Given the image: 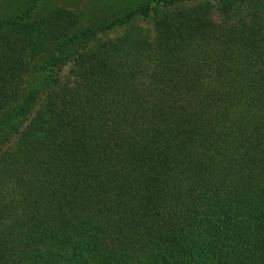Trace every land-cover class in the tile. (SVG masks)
<instances>
[{"label":"trees","instance_id":"trees-1","mask_svg":"<svg viewBox=\"0 0 264 264\" xmlns=\"http://www.w3.org/2000/svg\"><path fill=\"white\" fill-rule=\"evenodd\" d=\"M162 2L0 19V264H264V0Z\"/></svg>","mask_w":264,"mask_h":264},{"label":"rangeland","instance_id":"rangeland-1","mask_svg":"<svg viewBox=\"0 0 264 264\" xmlns=\"http://www.w3.org/2000/svg\"><path fill=\"white\" fill-rule=\"evenodd\" d=\"M36 1L40 3L39 14H44L57 7L71 9L79 15L81 26L85 30L94 31L116 22L117 25L112 31L100 33V39H104L113 38L125 32L126 25L120 26L118 19L126 18L135 9L148 4L159 6L164 0H0V19L20 13L26 9V6ZM215 17L220 19L218 14H215ZM151 22L152 17L136 19V23L144 27H151Z\"/></svg>","mask_w":264,"mask_h":264}]
</instances>
